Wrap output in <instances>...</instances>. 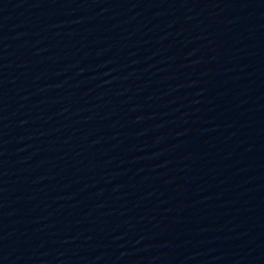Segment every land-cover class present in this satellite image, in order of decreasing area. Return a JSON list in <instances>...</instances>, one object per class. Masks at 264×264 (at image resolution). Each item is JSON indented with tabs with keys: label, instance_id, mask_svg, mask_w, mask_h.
<instances>
[{
	"label": "water",
	"instance_id": "1",
	"mask_svg": "<svg viewBox=\"0 0 264 264\" xmlns=\"http://www.w3.org/2000/svg\"><path fill=\"white\" fill-rule=\"evenodd\" d=\"M0 264H264V0H0Z\"/></svg>",
	"mask_w": 264,
	"mask_h": 264
}]
</instances>
